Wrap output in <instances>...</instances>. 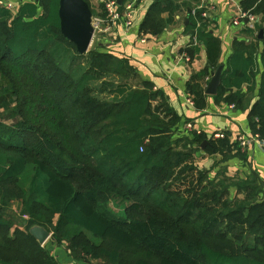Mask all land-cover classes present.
Returning a JSON list of instances; mask_svg holds the SVG:
<instances>
[{"label":"trees","instance_id":"obj_1","mask_svg":"<svg viewBox=\"0 0 264 264\" xmlns=\"http://www.w3.org/2000/svg\"><path fill=\"white\" fill-rule=\"evenodd\" d=\"M190 1L197 0H152L139 33H161L178 11L192 8ZM239 8L258 18L246 32L262 30L263 37L234 42L214 97L227 91L225 103L247 110L249 131L264 138V0H239ZM90 9L92 16L105 15L103 6ZM57 10L58 0H25L15 13L0 5V210L19 199L28 222L47 226L77 259L264 264L258 175L210 179L218 161L209 169L195 163L205 137L175 134L181 116L151 82L132 83L137 74L127 58L106 48L78 54L61 34ZM184 28L196 42L181 52L192 60L200 45L206 51V67L186 83L195 108L202 109L220 40L209 23L197 26L190 12ZM257 75L251 103L243 86L254 90ZM224 135L208 139L202 151L219 161L234 154L243 159ZM54 152L69 165L59 169ZM230 187L242 197L227 198ZM110 201L122 210L115 212ZM11 227L0 215V264H58L28 231Z\"/></svg>","mask_w":264,"mask_h":264},{"label":"crops","instance_id":"obj_2","mask_svg":"<svg viewBox=\"0 0 264 264\" xmlns=\"http://www.w3.org/2000/svg\"><path fill=\"white\" fill-rule=\"evenodd\" d=\"M97 1L106 0H92V3ZM151 2L152 0H140L135 9L132 26L128 28L116 26L110 32L101 33L107 36L104 45L110 46L111 52L115 55L129 60L137 74L132 80L134 85H139L143 80L149 81L153 84V90L163 93L167 103L181 116L175 134L197 133L202 134L205 140H208L213 139V135L217 132H226L230 142H236L237 135L250 132L247 110L231 108V104L225 103L224 96L227 91L219 98L206 95L205 106L197 109L192 96L186 90V83L191 74L207 65L206 51L202 45L199 46V52L189 62L181 58L182 49L194 39V36L184 28L187 23L188 8L178 11L175 15V23L168 25L161 33L141 34L139 24ZM205 2L215 7L211 13V27L214 36L220 40L218 63L223 64L225 68L226 60L233 52L234 42L249 43L254 39L257 31L253 30V35L246 32L247 29H253L254 24H251V28L245 24L243 26L231 25L230 20L241 12L239 0H205ZM257 21L258 18L255 22ZM261 48L262 45L259 43V49ZM259 81L260 76L257 75L256 86L250 93L245 91L246 85L243 86L245 99L250 96L251 103L256 99ZM201 152L205 157L206 153ZM242 153L244 156L242 160L234 153L225 161H219V156L216 159L218 161L216 167L220 166L218 171L221 172L218 173L221 176L244 178L253 171L262 183L264 195V150L258 146H250ZM50 252L58 264H105L101 259H75L67 254V249L63 246H55L54 249H50Z\"/></svg>","mask_w":264,"mask_h":264},{"label":"built area","instance_id":"obj_3","mask_svg":"<svg viewBox=\"0 0 264 264\" xmlns=\"http://www.w3.org/2000/svg\"><path fill=\"white\" fill-rule=\"evenodd\" d=\"M139 2L140 0H123L122 4L118 5L115 0L104 1V17H92L94 31L97 33H107L116 26H122L124 28L132 26L134 22L135 9ZM0 5L7 8L12 7V4L10 2L0 1ZM214 9L215 7L213 5H207L205 0H197L194 3V6L190 8V14L197 21V26H199V24L204 21L209 23V26H211V13ZM255 21V16L248 13H243L241 11L238 16H234L230 20V23L233 26H243L245 24L247 27L251 28V24H254ZM193 42H196L195 39H193ZM181 58H183V60H185L186 62H189L191 60L185 52H182ZM230 107H234L233 104H231ZM224 136V132H217L213 135V138H223ZM236 143L241 151H244V149L249 148L250 146H258L259 148L264 150V138L261 137L258 133H244L238 136Z\"/></svg>","mask_w":264,"mask_h":264},{"label":"water","instance_id":"obj_4","mask_svg":"<svg viewBox=\"0 0 264 264\" xmlns=\"http://www.w3.org/2000/svg\"><path fill=\"white\" fill-rule=\"evenodd\" d=\"M115 2L121 5L123 0H115ZM187 12H190V8L187 9ZM57 13L61 34L75 45L78 54H85L89 50L95 34L89 4L85 0H58ZM257 37L258 39L263 37L262 30H259ZM223 69L224 65L219 64L210 72V78L204 89L206 95H215L218 92ZM208 143L207 140H204L200 148L203 149ZM30 234L41 245L49 237V233L41 226H33L30 229Z\"/></svg>","mask_w":264,"mask_h":264},{"label":"rangeland","instance_id":"obj_5","mask_svg":"<svg viewBox=\"0 0 264 264\" xmlns=\"http://www.w3.org/2000/svg\"><path fill=\"white\" fill-rule=\"evenodd\" d=\"M2 2H10L12 4V7L9 8L11 10L12 13H15L17 10V7L20 3L24 2L25 0L22 1H17V0H0ZM88 2V4L90 5L91 8H94L97 12L98 10H102V6H103V1H97L95 3H92V0H86ZM186 2H189V0H185ZM191 2V1H190ZM191 6H194V2H191ZM42 12V7L38 6V13ZM106 38L107 36H103L97 32H95L94 37L92 39L91 45L89 47V49H95L97 48L98 50H101L103 48H106L110 51H112L110 48V46L106 47L105 45H103L104 47H100L98 45V43L101 44H106ZM0 85H2V87H4L3 85H5V82L3 80V78L0 75ZM206 86V85H205ZM222 94V93H221ZM213 96V95H212ZM5 107V106H4ZM188 133V132H187ZM190 135L187 134H181L182 136H188L191 137V133H188ZM242 135V134H240ZM236 136V140L238 138V136ZM235 140V141H236ZM202 149H199L195 152V163L197 164V166L199 168L202 169H208L210 167V164L212 165V162L217 161L216 159L219 158V155L216 154H206L205 157L202 155ZM202 155V157L200 156ZM207 156V157H206ZM54 164L59 168L62 169L63 164H66L67 166L69 165V163L67 162V159L61 155L58 152H54ZM242 160V159H241ZM220 166L216 167L215 169H211L208 171V177L210 179H218L221 177V175L218 173L220 171H218V168ZM227 198H241L242 194L239 192H237L235 190V188H229L228 190V194L226 195ZM109 205L111 207V209H113L115 212H120L122 209V206L117 205L116 202L110 201ZM0 215L8 220H10V222L12 223V227L11 229L13 230L14 228H18L21 230H25L28 231L30 233V229L33 226H41L43 227L48 233H49V237L46 239V241L41 245L42 247H44L45 249H47L50 252V249H54L55 246H63L64 248H66V244L65 243H61L59 245H57V242L55 239H53V237L51 238L52 235V231H49V228L47 226L41 225V224H30L28 222L29 219V215L24 212V208L23 205L21 203V201L19 199H13L9 206L2 208V210H0ZM51 253V252H50ZM67 254H69L68 250H67ZM73 255V253L71 254ZM70 255V256H71ZM73 258V256H71ZM77 259V258H75ZM79 260H83V259H79ZM92 260V259H90ZM106 264V263H105Z\"/></svg>","mask_w":264,"mask_h":264}]
</instances>
